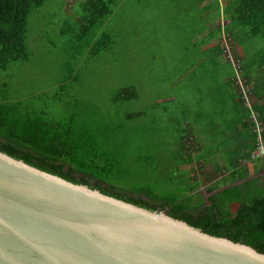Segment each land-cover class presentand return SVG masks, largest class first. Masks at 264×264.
Returning <instances> with one entry per match:
<instances>
[{"label": "rangeland", "instance_id": "1", "mask_svg": "<svg viewBox=\"0 0 264 264\" xmlns=\"http://www.w3.org/2000/svg\"><path fill=\"white\" fill-rule=\"evenodd\" d=\"M220 1L225 0H121L103 25L81 39L70 32L62 34L69 22L74 25L75 19L65 22L68 12H73V1L50 2L31 18L29 63L12 65L0 78V85L9 84L10 101L32 105L36 111L48 107L50 117L64 119L69 104L76 105L82 123L89 120L100 132L108 127L109 145L128 154L136 183L160 197H192L194 204L205 201L209 206V198L225 188L222 181L231 174L230 166L216 173L212 165L204 166L197 189L191 193L196 181L190 170L199 164L180 166L174 155L195 121L202 127L210 114L213 121L220 120L216 106L208 104L214 97L221 102L217 88L222 85L210 72L214 65L205 43L218 39L221 49L225 47L226 36L220 37L221 27L226 26L220 27L224 13ZM105 33L115 44L93 56ZM244 39L242 44L237 42L244 58V48L255 54L264 47L263 38ZM240 53L235 52L243 59ZM71 76L79 84L70 82V88L60 92V85ZM126 87L134 88L138 99L117 101L116 93ZM138 114L139 118L131 119ZM205 133L210 141L213 134ZM221 155L226 158L227 154ZM260 155L264 182V153ZM208 159L218 162L216 155H208ZM139 164L142 169L136 167ZM205 178L211 181L204 182ZM115 185L132 187L131 183ZM213 188H217L215 193Z\"/></svg>", "mask_w": 264, "mask_h": 264}, {"label": "trees", "instance_id": "2", "mask_svg": "<svg viewBox=\"0 0 264 264\" xmlns=\"http://www.w3.org/2000/svg\"><path fill=\"white\" fill-rule=\"evenodd\" d=\"M53 1L64 3L73 1V12H68L70 17L66 16L68 19L65 22L75 19L74 25H69V22L67 24L69 29L63 30L62 34L70 32L80 39L92 29L103 25L121 2V0H0V78L11 71L12 65L29 63L31 18L36 11L44 9ZM224 4V15L229 23L224 28L221 27V36L231 38L234 53L239 47L237 42L242 44L245 41L244 37L264 39V0H225ZM234 37L238 41H235ZM114 44L113 38L105 33L97 42L93 56L109 51ZM244 51L246 58L241 54L243 59L239 54L235 56L242 63L244 77L252 85L255 97L260 100L254 108L264 127V47L255 54L245 48ZM210 56L214 68H233L225 59L221 44L218 42L212 43ZM232 81L239 93L235 84V74ZM70 82L79 84V79L69 77V80L60 85L59 91L65 92L68 87L70 88ZM8 87V83L0 85L1 152L70 182L88 185L108 196L148 210L162 212L168 210V214L173 218L182 220L207 234L248 245L264 254V182L261 181V177H256L261 173L263 161L259 156L257 124L251 118L247 106L252 148L245 159L253 156V160L240 168H235L239 162H232L231 174L222 181L225 188L218 193H215L217 188L211 189L215 194L209 198L210 205L207 206L205 201L200 205L194 204L192 197L171 198L169 195L160 197L146 186L136 183V177L130 174L128 154L111 149L109 144L112 139L108 137V127L105 126L100 132L95 130L89 120L82 123L76 105L69 104L67 109L69 114L64 119L56 118L55 115L50 117L48 107L36 111L32 105L10 101ZM136 99L137 93L132 87L122 88L116 93V100L119 102ZM59 100L63 101L61 98ZM139 117V114L133 115L131 119ZM187 130L181 141V150L175 153L174 159L178 160L180 166L199 164V168L193 167L194 169L190 170L194 173L192 180L196 183L191 184L189 190L194 193L197 181L201 180L199 177L206 166L201 162L207 161L197 137L190 129ZM188 138L194 139L192 151L186 150L185 140ZM262 138L264 140V133ZM140 164L136 165L138 169H142ZM218 171L219 168L216 167V172ZM206 180L209 179L205 178L204 182ZM238 182L242 183L237 184ZM116 183L125 186L131 183L132 187L126 186L123 189L117 187Z\"/></svg>", "mask_w": 264, "mask_h": 264}, {"label": "water", "instance_id": "3", "mask_svg": "<svg viewBox=\"0 0 264 264\" xmlns=\"http://www.w3.org/2000/svg\"><path fill=\"white\" fill-rule=\"evenodd\" d=\"M0 264H264V254L0 151Z\"/></svg>", "mask_w": 264, "mask_h": 264}, {"label": "crops", "instance_id": "4", "mask_svg": "<svg viewBox=\"0 0 264 264\" xmlns=\"http://www.w3.org/2000/svg\"><path fill=\"white\" fill-rule=\"evenodd\" d=\"M219 7L222 10L225 8L224 1L219 2ZM221 17L220 27L229 23L224 13L221 14ZM210 38L211 37H209V39ZM216 40L218 39H213V42H216ZM211 42L212 41L205 42L209 45L208 55L211 54ZM240 50L241 49L238 47L239 53ZM210 72L214 76L215 82L222 85V87L220 86L217 88L222 95L221 102L219 103L218 97H214L210 102H208V104L212 107L216 106V114L219 115L220 120L217 122L213 121V119L210 118V116H212L210 114L206 122H201L203 123L202 127L199 126V122L195 121L194 127L189 128L197 137L201 145L203 155L207 159L208 155H216L218 162L216 161V163L214 159L215 163L208 161L207 163H204V160L201 163L205 164L206 167L212 165L215 173L216 165L219 170L226 168L227 165L231 166L233 164L232 162H239L237 166L235 165V168L245 167L248 162L253 160V156H251L250 159H245L247 154L251 152L252 133L246 105L242 102L237 88H235L232 84L235 74L234 68H213ZM216 95L217 93L215 96ZM207 131L208 134H213V138L210 141L205 138V132ZM222 153L227 154L226 158L221 155ZM261 175L262 173H259L256 177L258 178ZM241 183L242 182H238V184ZM222 190L223 189L220 191Z\"/></svg>", "mask_w": 264, "mask_h": 264}, {"label": "built area", "instance_id": "5", "mask_svg": "<svg viewBox=\"0 0 264 264\" xmlns=\"http://www.w3.org/2000/svg\"><path fill=\"white\" fill-rule=\"evenodd\" d=\"M225 47L223 48V53L225 59L230 62L234 68L235 71V84L239 89V93L242 99V102L245 103L249 111L251 112V118L256 122L257 124V131L259 133V155L261 153H264V140L262 138V134L264 133V127L262 123L259 121V115L257 111L255 110V95L253 93V87L248 83L246 78L244 77V71L242 68V63L240 60L236 59V54L234 53L232 40L228 36L225 39ZM194 139L188 138L185 140V146L187 151L194 150ZM194 152V151H193ZM190 152V153H193ZM262 156V155H260Z\"/></svg>", "mask_w": 264, "mask_h": 264}]
</instances>
